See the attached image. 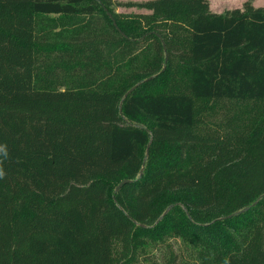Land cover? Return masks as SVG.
Wrapping results in <instances>:
<instances>
[{"label":"trees","instance_id":"trees-1","mask_svg":"<svg viewBox=\"0 0 264 264\" xmlns=\"http://www.w3.org/2000/svg\"><path fill=\"white\" fill-rule=\"evenodd\" d=\"M114 2L0 0V264H116L169 237L264 264V7ZM200 100L246 110L202 127Z\"/></svg>","mask_w":264,"mask_h":264},{"label":"rangeland","instance_id":"rangeland-1","mask_svg":"<svg viewBox=\"0 0 264 264\" xmlns=\"http://www.w3.org/2000/svg\"><path fill=\"white\" fill-rule=\"evenodd\" d=\"M143 1L115 0L113 9L116 13L137 18L151 13V10L137 5ZM127 2L133 4H125ZM247 2L255 7H264V0H209L211 10L217 13L235 8L243 9ZM196 107L199 111L200 125L207 128L216 125L218 127L233 115L246 110L242 103L227 100H200L197 101ZM116 264H200V261L190 244L180 237H169L147 243L132 257L121 260L116 258Z\"/></svg>","mask_w":264,"mask_h":264},{"label":"clouds","instance_id":"clouds-1","mask_svg":"<svg viewBox=\"0 0 264 264\" xmlns=\"http://www.w3.org/2000/svg\"><path fill=\"white\" fill-rule=\"evenodd\" d=\"M8 151L6 145H0V179L4 178L6 173L2 167L3 161L7 159Z\"/></svg>","mask_w":264,"mask_h":264},{"label":"water","instance_id":"water-1","mask_svg":"<svg viewBox=\"0 0 264 264\" xmlns=\"http://www.w3.org/2000/svg\"><path fill=\"white\" fill-rule=\"evenodd\" d=\"M109 14H110V13H109ZM110 16H111V14H110ZM114 25L118 28L117 23H116L115 21H114ZM132 89H133V87H132L131 89H129L128 92H127L126 94H128L129 92H131ZM127 181H128V179L123 180L121 183L118 184L117 188H120V187H121L125 182H127Z\"/></svg>","mask_w":264,"mask_h":264},{"label":"crops","instance_id":"crops-1","mask_svg":"<svg viewBox=\"0 0 264 264\" xmlns=\"http://www.w3.org/2000/svg\"><path fill=\"white\" fill-rule=\"evenodd\" d=\"M144 1H146V0H144Z\"/></svg>","mask_w":264,"mask_h":264}]
</instances>
